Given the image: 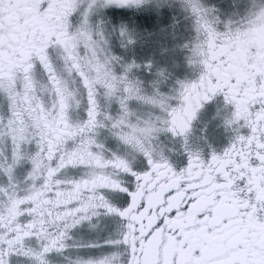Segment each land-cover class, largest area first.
I'll list each match as a JSON object with an SVG mask.
<instances>
[{"label": "snow or ice", "instance_id": "snow-or-ice-1", "mask_svg": "<svg viewBox=\"0 0 264 264\" xmlns=\"http://www.w3.org/2000/svg\"><path fill=\"white\" fill-rule=\"evenodd\" d=\"M0 264H264V0H0Z\"/></svg>", "mask_w": 264, "mask_h": 264}]
</instances>
